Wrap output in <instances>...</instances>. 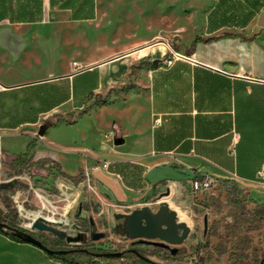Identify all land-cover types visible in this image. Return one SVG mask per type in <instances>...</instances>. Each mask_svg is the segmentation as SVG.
<instances>
[{"label":"crops","instance_id":"1","mask_svg":"<svg viewBox=\"0 0 264 264\" xmlns=\"http://www.w3.org/2000/svg\"><path fill=\"white\" fill-rule=\"evenodd\" d=\"M41 1L40 20L0 21V172H14L5 161L17 155L38 165L32 176L18 172L28 187L14 190L13 201L27 198L33 180L60 190L87 181L129 212L148 206L155 192L179 197L191 191L192 178L211 175L230 180L255 206H264V26L258 25L264 0H211L189 23L187 41L185 27L174 26L164 42H152L158 31L85 64L91 67L86 70L70 63L58 73L16 80L15 63L29 55L31 44L54 53L49 41L32 35L33 27L72 13ZM56 114L73 122L60 120L39 134ZM53 129L56 140L50 138ZM19 133L31 139L24 151L9 154L2 135ZM40 193L35 190L42 209L66 215L68 193L61 205L47 198L58 195ZM70 261L0 229V264Z\"/></svg>","mask_w":264,"mask_h":264},{"label":"rangeland","instance_id":"2","mask_svg":"<svg viewBox=\"0 0 264 264\" xmlns=\"http://www.w3.org/2000/svg\"><path fill=\"white\" fill-rule=\"evenodd\" d=\"M210 1L94 0V14L91 18H73L71 13L70 17L66 19L54 18L47 24L37 25L33 27V30L29 29L33 36L49 41V46L53 47L54 53L45 55L39 43L31 44L30 48L32 49L29 55L15 63L14 68L17 74L12 77L16 80H29L26 78L47 76L51 73H58L70 63L72 65L73 61L82 68L91 61L105 60L128 46L149 38L158 31L161 36L152 42H164L166 33L171 32L174 26L177 31L179 26L185 27L186 31L182 34V40L187 41L188 37L193 34V31L191 32L189 29V23L209 7ZM138 49L139 46L131 49L134 50L131 57H137V53L134 52ZM56 115L60 116V114ZM57 135V129L51 130V139L56 140ZM30 139L28 134H3L1 147L9 154L17 155L25 150ZM24 172L32 176L31 173ZM6 173L8 178L15 177L17 178L14 179L15 181L27 183L20 177L23 176L21 173L11 171H6ZM0 179H3L1 172ZM232 184L230 180L219 181L210 194L193 193L188 190L189 192H185L184 195L174 198L158 192L149 197L148 207L156 211L160 205L166 203L171 210L176 212L178 221L186 222L189 227V234L181 244L169 245L170 248H183V252L176 256L177 261L169 260L167 253L158 251L157 246L152 243L159 241L158 239L145 242L129 239L122 229L123 219L114 217L115 213L128 212L122 205L112 201L92 182L86 181L84 185L80 183L75 187L60 190L53 187H38L36 181L33 180V190L25 194L27 200L23 206L32 215L37 211H42V216L45 218L53 217L54 221L64 219L65 221H59L56 228L65 233L69 240L63 238L59 249L82 250L80 255L64 256H70L71 260L83 263L121 264L125 262V259L134 263L136 259L130 256L122 258L97 257L93 253L143 249L150 251V254L144 253L148 259L159 264H179V262L264 264V223L258 229H252L254 222H250L251 213L262 206L258 204L255 206L250 198L243 196L242 189L237 186L234 194L245 208L241 210L239 206L234 205L230 198ZM23 189L26 190V187ZM35 190H39L46 196L58 195L47 197L58 204H60L58 200L63 199V196L68 193L71 196V201L66 208V215H62L61 211L53 215L50 211L42 209V205L36 199ZM1 194L2 192H0V196ZM6 195H11V193L8 192ZM250 196L254 198L253 194ZM10 199L12 201L9 204L14 208L13 198L10 197ZM260 200L264 201V198ZM0 202V211L5 212L6 208L1 198ZM178 208L181 209L178 210ZM16 213L15 222L17 223L19 220L17 210ZM107 217L111 225H109ZM213 231L214 234L207 241V236ZM34 233L44 239L55 237L46 231H34ZM98 233L101 234V237L95 238ZM245 234L250 243L248 249L241 253L238 247L245 244L244 241H241V237ZM216 247L218 250L215 251ZM95 249H101L102 252ZM221 250L224 253L218 255L217 252ZM152 252L155 254H151Z\"/></svg>","mask_w":264,"mask_h":264},{"label":"trees","instance_id":"3","mask_svg":"<svg viewBox=\"0 0 264 264\" xmlns=\"http://www.w3.org/2000/svg\"><path fill=\"white\" fill-rule=\"evenodd\" d=\"M13 2H15V6ZM41 3H42L41 0H0V21L4 18H9L11 21L12 20H16V21L40 20L42 17V9H41L42 4ZM49 3H50L51 8L57 7L60 9H70L72 11L73 18H91L94 14V5H93L94 0H49ZM209 39H206V40H209ZM199 40H203V39H201L198 36H195L194 41H199ZM85 110L86 109H83L81 112L84 113ZM66 116L67 115H64V116L54 115L51 119H48L45 122H43V124H41L38 130V133L43 134L48 127L53 126L60 120H64L67 122H73L72 119H69ZM5 163H7L11 168H13L15 170L14 172L27 171L31 173V168L38 166L37 164L32 163L30 161V158L27 157L26 154L24 156L17 155V156L11 157L9 158V160L5 161ZM58 173L62 176H66L61 171H58ZM26 186L27 185H23L19 181L13 180L12 186L7 187V188L0 187V192H2L0 198L3 202L4 207L6 208L5 212L0 211V221L6 225V229H4V231L9 235H11L10 230L12 228H19V229H22V228L18 227L17 223L15 222L17 209L16 207L13 208L10 206L11 204L9 203H11L12 199H10L9 195H6V194L8 192L12 194L14 190L18 188L23 189ZM234 190H235V185L232 184V187L230 190L231 201L232 203H234V205L239 206L241 210H244L245 207L241 203V201L238 199L236 194H234ZM250 222H254L253 227H251L252 229H258L260 225L264 223V206L260 207V209L258 210L255 209L251 213ZM214 231L209 233V235L207 236V241L209 237L214 234ZM12 237L17 240H21L14 236ZM241 241L245 242L243 246L238 247L240 249V252L242 253L246 249H248L250 241L248 240V236L246 234L241 237ZM61 242H63L62 239L54 237L52 241H49V239L46 238V242H42V243L51 249H59L60 248L59 244ZM156 246H157L158 251H164L165 253H167L168 258L171 261H177L178 259L176 258V256H178L179 254L183 252V248H176L175 251L173 252L169 248H165V247L158 246V245ZM95 250L98 252H102L101 249H95ZM216 250H218L217 247L215 248V251ZM81 251L82 250H76L75 252L70 253V255H80L82 254ZM136 251L138 252V254L133 253L130 250L123 252V254L119 258L130 256V257L135 258L136 261L134 263H130L127 259H125V262L121 264H159V263H155L151 261L144 255V253L146 254L147 252L149 253L150 251L143 250V249H136ZM223 253H224L223 250L217 252L218 255H222ZM139 254L143 257H140ZM151 254H155V253L152 252ZM66 255H69V254H66ZM54 256L59 257V258H69L70 257V256L65 257L64 255H54ZM70 262L74 264H88L87 262L83 263V262H79L76 260H71ZM179 264H196V263L179 262Z\"/></svg>","mask_w":264,"mask_h":264},{"label":"water","instance_id":"4","mask_svg":"<svg viewBox=\"0 0 264 264\" xmlns=\"http://www.w3.org/2000/svg\"><path fill=\"white\" fill-rule=\"evenodd\" d=\"M258 25L264 26V12L259 16ZM91 67L81 69L86 70ZM118 142V141H117ZM3 181H0V187L7 188L13 185V179L8 178L7 173L2 172ZM264 174V173H263ZM25 185V183L21 182ZM115 218L123 219L122 229L127 234L129 239H138L139 242H145L147 240L159 241L152 242L154 245L162 246L175 251L176 248H170L169 245L181 244L189 234V227L183 221H178L177 214L174 210H171L166 203H163L158 207L156 211H153L148 206H143L131 210L128 213H115ZM58 221L49 220L44 217H37L32 223L25 222L22 229L12 228L10 234L23 241L32 243L51 255H66L75 252L74 249H51L43 244L37 237L33 236L28 231H46L51 233L57 238L69 240V237L62 231L56 228ZM0 229H6V225L0 221ZM101 237V234H96L95 238ZM131 252L137 253L136 249H130ZM123 252H102L93 253L97 257H112L118 258ZM140 257H143L139 254Z\"/></svg>","mask_w":264,"mask_h":264},{"label":"built area","instance_id":"5","mask_svg":"<svg viewBox=\"0 0 264 264\" xmlns=\"http://www.w3.org/2000/svg\"><path fill=\"white\" fill-rule=\"evenodd\" d=\"M166 63H169V60H165ZM72 66L75 70H79V65L73 61ZM0 89H2V85L0 84ZM103 167H106L107 164L104 163L102 165ZM262 175V173H259ZM219 181L218 179L214 178L211 175H199L192 178L189 182L190 189L193 193L200 192L202 194H210L212 192V189L218 185ZM27 200V198L22 200H14L15 207L19 214V220L17 222V226L22 228L23 224L25 222L32 223L36 217H32L33 215L31 213H28L24 208V202Z\"/></svg>","mask_w":264,"mask_h":264},{"label":"flooded vegetation","instance_id":"6","mask_svg":"<svg viewBox=\"0 0 264 264\" xmlns=\"http://www.w3.org/2000/svg\"><path fill=\"white\" fill-rule=\"evenodd\" d=\"M28 232L31 233L33 236H37L38 239H39L40 241H42V242H46V239H44L42 236L36 235V234L34 233V231H33V232H32V231H28Z\"/></svg>","mask_w":264,"mask_h":264},{"label":"bare ground","instance_id":"7","mask_svg":"<svg viewBox=\"0 0 264 264\" xmlns=\"http://www.w3.org/2000/svg\"><path fill=\"white\" fill-rule=\"evenodd\" d=\"M43 195V194H42ZM43 196H45V195H43ZM47 197V196H46ZM39 217H42V216H39ZM62 220H64V219H62ZM62 220H60V221H62ZM65 221V220H64ZM59 222V221H58ZM184 222V221H183ZM186 223V222H185ZM187 224V223H186Z\"/></svg>","mask_w":264,"mask_h":264}]
</instances>
